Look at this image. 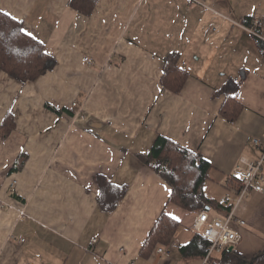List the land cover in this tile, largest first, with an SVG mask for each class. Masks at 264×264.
Here are the masks:
<instances>
[{
  "label": "crops",
  "instance_id": "1",
  "mask_svg": "<svg viewBox=\"0 0 264 264\" xmlns=\"http://www.w3.org/2000/svg\"><path fill=\"white\" fill-rule=\"evenodd\" d=\"M204 2L96 0L86 15L69 0H0V12L23 22L56 61L25 84L0 71V127L7 115L14 124L0 131V264L203 263L180 252L197 234V215L168 203L171 187L140 155L158 136L199 153L211 165L204 193L224 207L237 196L240 159L260 156L253 139L264 134V53L236 23L263 17L264 0ZM170 54L188 74L179 94L160 84ZM242 76L238 116L229 121L217 90ZM19 156L22 168L9 172ZM98 175L126 188L112 212L98 205ZM262 187L231 210L240 235L232 250L247 259L264 249ZM216 204L206 213L225 219ZM163 211L179 222L175 238L143 256Z\"/></svg>",
  "mask_w": 264,
  "mask_h": 264
},
{
  "label": "trees",
  "instance_id": "2",
  "mask_svg": "<svg viewBox=\"0 0 264 264\" xmlns=\"http://www.w3.org/2000/svg\"><path fill=\"white\" fill-rule=\"evenodd\" d=\"M68 4L77 12L88 15L94 9L96 0H69ZM259 43V48L264 53V43ZM176 59L175 54L166 56L160 79L161 86L173 94L181 92L188 76L177 66ZM55 65V59L45 53L43 44L25 32L23 22L0 12V71L11 79L25 84L52 71ZM244 78L245 76L238 79L229 78L217 90V94L224 96L219 113L229 121L238 116L239 104L236 95ZM47 108L57 111L49 106ZM13 126L12 116L7 115L0 131L3 135L8 134ZM140 160L171 187L169 204L195 215L209 211L216 204L204 193L203 187L208 179L211 165L199 153L189 151L167 138L158 136L149 152L140 155ZM24 161V156H19L9 172L21 169ZM96 183L99 188L97 196L99 207L107 213L112 212L124 197L126 188L113 185L102 175L96 177ZM217 207L225 208L230 212L233 205L224 207L220 204ZM178 227L179 222L163 211L141 248L140 254L149 256L156 245H169L174 240ZM208 246V242L201 235L195 234L187 245L180 248V252L183 256L204 257ZM211 261L210 256L207 264ZM216 262L217 264H264V249L247 259L235 250L229 251L227 247L223 249L219 261Z\"/></svg>",
  "mask_w": 264,
  "mask_h": 264
},
{
  "label": "built area",
  "instance_id": "3",
  "mask_svg": "<svg viewBox=\"0 0 264 264\" xmlns=\"http://www.w3.org/2000/svg\"><path fill=\"white\" fill-rule=\"evenodd\" d=\"M189 3L198 5L203 8H208L205 0H187ZM236 25L245 31L247 34L255 38L257 41L264 43V16L253 17L248 23H236ZM217 26L212 23L207 29L215 31ZM83 61L90 65L91 61L84 58ZM76 103H73L75 106ZM253 144L259 150L260 156L256 161H246L240 159L243 166H237L235 169L236 181L238 184L237 196L231 201V198H225V201L232 202L233 207L237 206L243 200L250 197L252 193H260L263 191L262 184L264 183V134L261 138H254ZM17 181L13 180L10 183V189H14ZM232 210V209H231ZM20 216H24V212H19ZM233 220L232 211L229 212L225 219L211 218L206 212H201L196 216L192 224V229L201 235L209 244L205 258L202 264H207L208 259L213 253H220L224 248L233 247L240 241V235L231 227ZM241 226L245 225L244 221L239 222ZM24 239H19V243H23ZM93 239L89 246L92 247L96 243ZM89 251V249H87ZM159 254H167L165 250L159 248ZM132 264V263H130Z\"/></svg>",
  "mask_w": 264,
  "mask_h": 264
},
{
  "label": "water",
  "instance_id": "4",
  "mask_svg": "<svg viewBox=\"0 0 264 264\" xmlns=\"http://www.w3.org/2000/svg\"><path fill=\"white\" fill-rule=\"evenodd\" d=\"M206 210H208V208H206ZM232 249H233V247L231 246V247H229L228 250L231 251Z\"/></svg>",
  "mask_w": 264,
  "mask_h": 264
},
{
  "label": "snow or ice",
  "instance_id": "5",
  "mask_svg": "<svg viewBox=\"0 0 264 264\" xmlns=\"http://www.w3.org/2000/svg\"><path fill=\"white\" fill-rule=\"evenodd\" d=\"M172 218H173V219H176V217H174V216H173Z\"/></svg>",
  "mask_w": 264,
  "mask_h": 264
}]
</instances>
